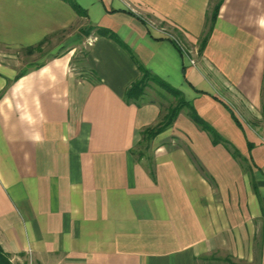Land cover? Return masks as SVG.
Wrapping results in <instances>:
<instances>
[{"label": "crops", "instance_id": "crops-1", "mask_svg": "<svg viewBox=\"0 0 264 264\" xmlns=\"http://www.w3.org/2000/svg\"><path fill=\"white\" fill-rule=\"evenodd\" d=\"M74 1L84 14L68 0H0V51L55 45L32 66L0 58L4 251L28 264H264V0ZM136 61L241 158L186 109L136 154L162 109L125 101Z\"/></svg>", "mask_w": 264, "mask_h": 264}, {"label": "trees", "instance_id": "trees-1", "mask_svg": "<svg viewBox=\"0 0 264 264\" xmlns=\"http://www.w3.org/2000/svg\"><path fill=\"white\" fill-rule=\"evenodd\" d=\"M68 2L74 7V9L76 10V12L78 14H84V12L81 10V8L77 5V3L74 0H68ZM220 7H221V3H218L214 7L213 12L208 19L209 20L208 28H207L206 32L204 33V35L201 37V39L199 41V45H198V47H199L198 53L200 55L203 54V52H204V50L208 44V41H209V39L213 33L215 23L217 21L218 15H219ZM92 30H93V28H90L87 35H89V33ZM99 32L101 35L112 38V39H114L120 43V40L118 39V37L114 33H112L111 31L106 30V29H99ZM176 36L179 37L178 34ZM174 45L177 47V49L181 53H184L183 50L185 48H184V45H182V43H180V45H177V44H174ZM123 46L125 47V45H123ZM36 50H38V49L37 48H29L27 51L29 54H33ZM136 62L138 64L139 70L141 72V76L138 79V81H136L125 93L124 99L128 104L135 103V104L141 105L142 103H145L146 102V96H147L146 89L150 86L151 83H155L160 88L166 90L168 93H170V94H172L178 98V103H177L176 107L169 110L167 115L163 117V120H161L156 126L149 127V128L140 132L141 140H140V143L138 145H140L141 142H144L146 146L149 145V143L156 136H158L159 134H161L162 132H164L168 128H170L175 123V121L178 118V116L180 115V113L186 109L188 111V116L190 117V119L198 126V128H200L202 131L207 132L210 135L212 143L214 145L222 144L226 147V149L231 153V155L235 159L241 158L239 151L234 146H232L228 141L223 139L212 126H210L207 122H205L196 113L192 104L184 98L183 94L180 91L171 87L168 83H166L162 79L158 78L157 76L153 75L139 61H136ZM249 148H250V150L253 149V144H249ZM23 256L24 255H22V258H24ZM24 263L28 264V262H24ZM0 264H14V262L12 261V258L10 257L9 254H7L4 251L1 244H0Z\"/></svg>", "mask_w": 264, "mask_h": 264}, {"label": "rangeland", "instance_id": "rangeland-1", "mask_svg": "<svg viewBox=\"0 0 264 264\" xmlns=\"http://www.w3.org/2000/svg\"><path fill=\"white\" fill-rule=\"evenodd\" d=\"M175 37V42L177 43V40L179 43L182 42V40L177 37ZM181 41V42H180ZM78 41H76L77 43ZM75 43V42H74ZM180 45V44H179ZM184 45V44H182ZM55 48L54 42H51L48 46H45L44 49H41L37 52H35L34 54H29L26 51L24 52H12V53H8L6 51H0V58L5 57L6 59H16V60H20L22 63L21 67L25 65L26 63H29V66H32L34 64H36L35 62H38L39 60H41L43 57H45L48 54H52L53 49ZM192 50V49H191ZM86 51V49L83 47L79 52H78V59L82 58V55L84 54V52ZM5 55V56H4ZM8 55H12V58L9 57ZM34 55V56H32ZM79 69L81 70V66H78ZM146 102H154L155 104H158L162 109H161V120H163V117L167 115L168 111L171 110L172 108L176 107L177 103H178V98L175 97L174 95L168 93L166 90L160 88L159 86H157L155 83H151L150 86L146 89ZM160 120V121H161ZM144 147H146L144 142H141L140 145H138L135 149V153L136 154H141L146 152V150L144 149ZM240 166L244 169V172H250L251 169H249V166L247 163H242L240 162ZM219 255V254H218ZM24 262H27L26 258H22L19 262H14V264H25ZM199 264H248L247 260H240V259H236L230 255L224 254V255H220L217 256L216 254L213 256H208L206 258H203L199 261ZM254 264H259L257 261Z\"/></svg>", "mask_w": 264, "mask_h": 264}, {"label": "built area", "instance_id": "built-area-1", "mask_svg": "<svg viewBox=\"0 0 264 264\" xmlns=\"http://www.w3.org/2000/svg\"><path fill=\"white\" fill-rule=\"evenodd\" d=\"M170 39H172V41H174L175 42V37H173V36H170ZM177 45H179L180 43L178 42V40H177V43H176ZM192 63H194V62H192Z\"/></svg>", "mask_w": 264, "mask_h": 264}]
</instances>
